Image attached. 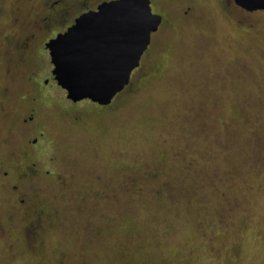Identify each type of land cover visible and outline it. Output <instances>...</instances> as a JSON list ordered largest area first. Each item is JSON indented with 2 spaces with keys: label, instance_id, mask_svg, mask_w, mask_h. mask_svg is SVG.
Listing matches in <instances>:
<instances>
[{
  "label": "rangeland",
  "instance_id": "1",
  "mask_svg": "<svg viewBox=\"0 0 264 264\" xmlns=\"http://www.w3.org/2000/svg\"><path fill=\"white\" fill-rule=\"evenodd\" d=\"M41 1L0 0V85L12 74L5 53L14 19ZM189 4L195 13L181 17ZM151 8L164 21L134 93L104 112L85 102L65 112L59 94L48 104L46 153L59 178H46L31 199L46 218L35 237L26 233L32 209L18 207L11 189L17 172L0 171V264H264L261 35L238 29L216 0ZM27 75H13V94ZM24 108L0 119L6 170L25 161L19 149L31 136L10 117Z\"/></svg>",
  "mask_w": 264,
  "mask_h": 264
},
{
  "label": "flooded vegetation",
  "instance_id": "2",
  "mask_svg": "<svg viewBox=\"0 0 264 264\" xmlns=\"http://www.w3.org/2000/svg\"><path fill=\"white\" fill-rule=\"evenodd\" d=\"M106 1L111 0H42L33 12H29L28 18H23L20 22L21 17H15L14 21L19 24V30L10 37H6V44L8 45V51L5 53L6 63L8 64L6 72L10 73L12 71V74L8 76L9 82L7 85H0V119L8 117L6 111L9 107L10 109L17 108L16 110H19L18 105L21 102V104L25 105V108L19 111L18 115L10 117L18 126L20 125L24 135L28 133L31 136L21 143V148L19 149V157L24 158L25 161H23V164L15 161L13 162V167L10 165L6 166L7 168L9 167L10 171L6 170L4 163L2 164L0 152V171H2V176L8 178V173L12 170L17 172L15 176L14 174L11 175L15 179L11 189L14 198L20 204L17 205L18 207L28 203L29 208L32 209L31 199L43 190L46 185V178L50 176L59 178V175L51 168V163L54 162L55 158L48 157L46 153V125L48 124L46 111L50 101L59 96H64L63 102L59 98L61 101H58V103L64 106L65 112H67L68 108L76 107L81 102L96 106L98 111L104 112L112 109V104L121 96L134 93V75L138 79L144 74L140 69L142 58L150 47L152 35L159 32L164 21L163 15L157 12L156 14L162 17L161 23L157 30L151 34L150 43L143 52L138 67L132 71L129 83L114 96L110 103L100 105L89 99L74 102L67 98L66 91L57 84L52 74L53 65L47 44L58 34L64 33L72 26L81 14L96 10L99 4ZM216 1L226 17H234L238 29L245 30L248 36L260 34L264 44V31L258 26L260 18L261 20L264 19V8L248 9L239 4L237 0ZM152 4L153 0H150V6ZM194 13V6L189 4L180 11V16L185 18ZM24 73L28 74L24 81L26 86H22V90L17 94H13L11 85L13 84L14 86L18 82V77L15 78L13 75L22 76ZM72 112L71 118L74 123H85L86 118L82 112L79 113L77 110ZM13 155L11 157L18 161V158L13 157ZM40 209H32L33 217L26 224V233L30 236H34L33 233L36 234L40 229H44L46 225V218H42L45 212ZM34 237L29 239L32 240Z\"/></svg>",
  "mask_w": 264,
  "mask_h": 264
},
{
  "label": "water",
  "instance_id": "3",
  "mask_svg": "<svg viewBox=\"0 0 264 264\" xmlns=\"http://www.w3.org/2000/svg\"><path fill=\"white\" fill-rule=\"evenodd\" d=\"M237 2L248 9L264 8V0ZM160 23L150 0L106 1L81 14L47 44L57 84L74 102L110 103L129 83Z\"/></svg>",
  "mask_w": 264,
  "mask_h": 264
}]
</instances>
